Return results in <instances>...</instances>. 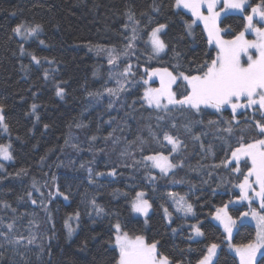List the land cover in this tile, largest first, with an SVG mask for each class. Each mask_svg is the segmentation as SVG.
<instances>
[{
  "label": "trees",
  "instance_id": "obj_1",
  "mask_svg": "<svg viewBox=\"0 0 264 264\" xmlns=\"http://www.w3.org/2000/svg\"><path fill=\"white\" fill-rule=\"evenodd\" d=\"M157 3L161 5L159 14L153 11V0H0V103L6 105L5 122L9 125L7 132L0 127V144L10 143L14 157L10 162L0 158L5 165L0 169V201L11 205L5 208L0 204V217L5 223L15 220L13 233L24 237L17 245L8 244L0 236V264H115L118 250L110 241L116 222L130 236L143 235L148 242L160 240V251L182 264H197L211 243L221 246L214 264H239L226 247L223 226L216 224L212 216L225 204L234 219L249 210V205L237 200L240 191L235 185L242 182L241 173L246 174L250 161L247 166L240 163L241 173L214 166L230 158V150L238 146L241 136L244 142L261 137L250 123V112L244 116L238 113L241 123L234 124L233 132L228 134L222 131L227 127L223 122L207 124L208 120L221 119L213 115V109H207L204 115L180 110L168 115L141 99L147 87L144 81L149 78L146 70L168 68L176 74L174 65L180 64L179 71H186L194 67L192 61H210L217 53L202 25H196L193 36L187 34L186 22L192 21L191 14L174 9L173 0ZM130 12L134 14L132 21L128 18ZM24 23L43 26L38 38L13 32ZM159 23L168 26L166 35L162 34L168 49L149 60L146 57L151 55V48L143 40ZM243 24L240 14H228L219 26H231L232 33L225 36L232 39L243 30ZM134 27L143 38L136 42L135 56L121 59L119 67L113 68L105 52L97 54V46L121 50ZM32 54L41 58L39 65L31 59ZM128 63L133 65L135 75L128 77L127 90L118 98L110 96L104 89L117 88L116 79L124 80L119 76L111 79L110 74L121 72ZM57 84L65 89L63 98L56 95ZM158 85L154 80L150 86ZM33 104L37 105L35 112ZM160 116L164 120H159ZM222 116L231 120L230 109ZM201 119L205 121L203 125L196 123ZM173 122L175 128L171 127ZM184 125H189L191 132ZM165 132L178 135L186 145L173 161L182 160L184 166L164 178L159 170H151L157 180L150 185L148 168L136 162L159 151L168 155V149L152 135L162 137ZM194 135L200 136L203 148ZM89 168L93 172L91 183ZM112 168H116L117 176H95L96 172L108 173ZM21 169L25 171L17 176ZM173 179L183 183L172 184ZM56 185L68 196L67 200L56 195ZM139 191H144L153 205L147 224L143 217L130 215L129 201ZM168 192L186 194L195 216L184 218L182 213H176ZM32 199L37 204H32ZM41 199L48 211L41 206ZM93 199L104 206L107 215L95 214L90 203ZM230 200L236 203L229 204ZM254 205L259 208V204ZM161 206L173 213L170 226ZM77 211L79 219L73 215ZM198 222H202L203 237H195L190 227ZM68 224L74 229L71 236ZM171 228L178 231L173 234ZM7 231L6 227L0 228V232ZM33 235L35 241L28 244ZM255 235L253 225L239 224L233 242L248 243ZM257 264H264L260 256Z\"/></svg>",
  "mask_w": 264,
  "mask_h": 264
},
{
  "label": "snow or ice",
  "instance_id": "obj_2",
  "mask_svg": "<svg viewBox=\"0 0 264 264\" xmlns=\"http://www.w3.org/2000/svg\"><path fill=\"white\" fill-rule=\"evenodd\" d=\"M217 5H222L220 11H217ZM174 9L182 10L188 9L195 17L190 23L186 22V32L191 35L193 25L197 21H202L204 28L207 30L209 42H215L217 46V53L210 61L205 60L202 63L192 61L194 67L187 69L186 71H179L180 64L174 65L177 68V73L169 71L168 68H154L150 72L146 70V74L149 79L152 77H159L160 87L152 88L146 87L143 92L142 100L146 102L148 106L153 107L156 110L163 111L165 114L170 115L173 111H189L194 112L197 115L206 114L207 109H214L213 115H220V120H208V125H215L221 122L227 124V127L222 131L231 134L233 132V125L241 123L237 119V114L244 116L245 113L251 115L250 123L254 124L258 136L261 138L254 139L251 142H244V137L241 136L240 142L237 147L230 150V158H226L220 162L219 165L214 167L230 168L233 173H241L240 163L243 161L247 166L246 174L243 175V180L235 187L240 189V195L237 197L238 201H247L249 204V211L240 214V220L243 223L246 218L251 217L255 221L256 235L255 239L248 243L229 245L234 249L235 254L239 257V264H257V254H260L262 260H264V0H173L171 5ZM153 11L157 14L160 13L161 5L157 3V0H153ZM205 11L207 15H205ZM227 16L230 13H238L244 20L243 30L234 35L232 39H224L221 33L231 34L232 28L228 26L221 28L219 26L221 13ZM246 13V14H245ZM134 17L133 13H129V20L132 21ZM134 23L139 26L138 20ZM152 23L151 18L148 21ZM128 25H125L127 28ZM167 24L159 23L155 27H152L148 33V39L143 40L145 46L151 48V55L147 56V59L158 58L161 53H165L168 49V44L162 39V34L166 35ZM43 26L41 24H35L34 26L26 23L17 25L13 32L25 37L36 36L38 38L39 33L42 31ZM132 35L126 37L127 43L121 50H117L115 47L105 48L97 46V54L105 52L107 54V63L112 65L113 68L119 67L121 59L130 60L135 56V47L138 40L143 38L137 34L136 28L131 29ZM143 32V29H141ZM253 33L255 39H246V33ZM43 44L44 41H39ZM252 50H255L257 55L254 57ZM179 57V53H175ZM246 56V62L242 63V57ZM31 59L35 61L37 65L41 63V58L35 54L31 55ZM46 59V58H45ZM133 65L128 63L123 70L119 73L110 74L111 79H116L117 76L123 77L124 80L116 79L118 85L117 88H105L104 91L110 96H116L118 98L119 93L126 91V82L128 77L135 75L132 72ZM187 72V74H186ZM47 78L49 73L45 70L44 73ZM145 84L148 81H144ZM173 85L176 86L177 91L180 92L179 96L177 91H173ZM56 95L63 98L65 95V89L56 86ZM182 89V90H181ZM90 95H93L90 93ZM101 95V93H96ZM112 105L110 104L109 107ZM32 111L35 112L37 105L33 104ZM5 109L6 105L0 103V127L4 131H8L9 125L5 122ZM230 109L232 116L231 120L223 118V111ZM259 116L260 119L255 117ZM38 118V117H37ZM159 120H164V116L158 117ZM246 122L247 118H246ZM196 123L203 125L204 120H199ZM48 126L45 125V128ZM175 128L176 125L173 122L171 125ZM187 132H191L189 125L183 126ZM153 138L161 147L168 149V155H165L163 151L156 152L142 157L141 161L136 163H142L149 170L147 180L150 185H155L157 177L151 175V170L159 169L160 177H167L170 173L174 174L175 170L183 167L182 160L174 159L179 156L180 152L186 148L184 142L178 135L174 136L168 132H165L162 137H157L155 133H152ZM96 139L95 136L92 137ZM193 139L200 141L199 135H194ZM166 142V144L164 143ZM201 148L204 147L203 142L200 141ZM11 144H0V158L3 160L14 159L12 152L10 151ZM212 146H208V151L211 152ZM143 152V148L140 149ZM43 160V158H41ZM0 169H3V164L0 163ZM25 170L21 169L16 175L19 176L21 172ZM89 173V182H93L92 169H87ZM96 177H115L117 176L116 168H112L110 172H96ZM55 180V177H53ZM172 184L183 183V181H176L173 179ZM33 187H36V181L33 180ZM132 187H135L133 185ZM56 195L63 197L65 200L68 196L60 191L59 185L55 186ZM38 191V189H37ZM251 192V195H250ZM215 194V193H214ZM128 194L125 193V196ZM144 191L136 192L134 198L129 201L130 215L133 218L138 219L143 217L144 224L148 223L149 213L153 209L152 203L146 198ZM167 197L174 204V211L176 213H182L184 218L189 216H195L193 204L190 203L185 195H180L176 192L166 193ZM31 197V193H28ZM41 197H44V193H40ZM51 196V193H49ZM259 201V210L251 208V205L256 201ZM51 201L49 200V203ZM32 204H37L36 199H32ZM92 209L97 216L107 215L104 206L99 205L95 199L91 202ZM236 203V201L230 200L228 202ZM5 208H10L5 201H0ZM40 204L44 206V201L41 199ZM163 211L164 220L167 225H171L173 222V213L168 210L167 207L161 206ZM228 204H225L221 208H217L215 211V219L223 225L225 239L230 241L232 238L233 227L236 224L231 215H229ZM15 209H13V212ZM45 211L48 209L45 207ZM76 219H79L80 213L77 211L73 214ZM202 222H198L196 225H190L195 237H203L205 234L200 227ZM67 224V221H66ZM68 226V233L71 236L74 229L70 224ZM6 227L7 232H0V236H3L8 244H20L24 237L15 236L13 229L15 227V220L11 223H5L4 218L0 217V228ZM181 227H183L181 225ZM114 237L110 244L114 250H118V258L115 264H182L180 261L172 260L168 255H165L160 251V247H163L160 240H148L143 235H136L134 237L129 236L126 231H123L121 224L116 222L113 226ZM178 231L177 228H171V232L175 234ZM10 233L12 235L10 236ZM190 239L193 237H189ZM35 241L33 235L27 242L32 244ZM158 245L160 247H158ZM2 247V245H0ZM220 247L217 243H211L206 247V254L198 260L197 264H214V258L217 256V249ZM41 251L43 249L41 248ZM2 255V254H0Z\"/></svg>",
  "mask_w": 264,
  "mask_h": 264
},
{
  "label": "rangeland",
  "instance_id": "obj_3",
  "mask_svg": "<svg viewBox=\"0 0 264 264\" xmlns=\"http://www.w3.org/2000/svg\"><path fill=\"white\" fill-rule=\"evenodd\" d=\"M221 7H222V5H217V9H216V10H217V11H220ZM182 10H184V11H185L186 13H188V14H191V12H190L188 9H182ZM230 14H238V13L233 12V13H230ZM245 14H246V13H245ZM191 15H192V14H191ZM205 15H207V12H206V11H205ZM192 16H193V15H192ZM224 16H225V15H224V13L222 12V13H221V16H220V20H221ZM194 19H195V17L193 16V19H192V20H194ZM219 23H220V21H219ZM198 24H199V25H202L203 28H204L203 22H202V21H197L196 24L193 25V29H192V33H191L192 36L194 35V29H195L196 25H198ZM262 26H264V25H262ZM204 29H205V28H204ZM205 31H206V33H207V30H206V29H205ZM221 35L223 36L224 39H231V38L226 37V36H225V33H223V32L221 33ZM22 36H23V35H22ZM207 36H208V34H207ZM23 37H25V36H23ZM25 38H29V37H25ZM246 39H249V40L255 39V35H254L253 33H251V32L246 33ZM210 44L216 49V52H217L218 49H217V46H216L215 42H211ZM161 54H162V53H161ZM161 54H160V55H161ZM252 54H253L254 57L257 55V53H256L255 50H252ZM246 59H247L246 56L242 57V63H243V62H246ZM119 79H120V78H119ZM120 80H121V79H120ZM154 80H157V81L159 82V85L156 86V87L150 86V85H151V82L154 81ZM146 86H147V87H152V88H158V87H160L159 77H152L151 79L148 78V83H147ZM174 87H175V85H173V91H176ZM213 110H214V109H213ZM257 139H259V138H257ZM4 161H6V162H10L11 160H4ZM2 164H3V163H2ZM3 168L5 169V165H4V164H3ZM156 170H159V169H156ZM238 189H239V188H238ZM239 191H240V189H239ZM250 195H251V192H250ZM239 203H245V204L249 205L247 201H239ZM255 203H256V204H259V201L257 200ZM255 203H253V204L251 205V208H255V209L259 210V208H257V207L254 205ZM220 208H221V207H220ZM227 211H228L229 215H231V214H230V211H229V205H228V209H227ZM247 211H249V210H246V211H244V212H247ZM231 217H232V216H231ZM232 218H233V217H232ZM233 219H234V218H233ZM212 220H213L216 224L223 226L219 221H217V220L215 219V214L212 216ZM234 220H236V224H235V226L233 227L232 238H231L230 241L226 240V241H227L226 247H227V249H228L232 254H234V255L238 258V260H239V257L235 254L234 249H232V248L229 247L230 244H231V245H238V244H235V243L233 242V237H234L235 230H236V228H237V226H238L239 224H243V223H249V224H251V225H253V226L255 227V221H254L253 219H251V217L246 218V219L244 220L243 223L241 222L240 217H239L238 219H234ZM255 228H256V227H255ZM129 236H130V235H129ZM132 237H134V236H132ZM220 248H221V246H220L218 249H220ZM218 249H217V251H218ZM261 251H264V250H261ZM258 256H260L259 253L257 254V257H258Z\"/></svg>",
  "mask_w": 264,
  "mask_h": 264
}]
</instances>
